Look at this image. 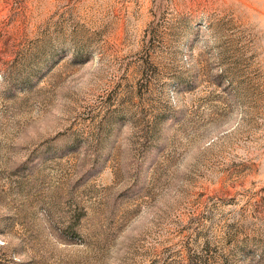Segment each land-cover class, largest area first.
I'll use <instances>...</instances> for the list:
<instances>
[{
  "label": "rangeland",
  "instance_id": "rangeland-1",
  "mask_svg": "<svg viewBox=\"0 0 264 264\" xmlns=\"http://www.w3.org/2000/svg\"><path fill=\"white\" fill-rule=\"evenodd\" d=\"M0 264H264V0H0Z\"/></svg>",
  "mask_w": 264,
  "mask_h": 264
}]
</instances>
